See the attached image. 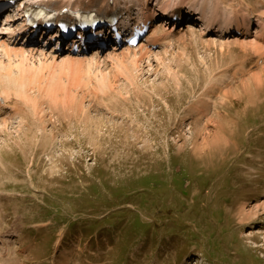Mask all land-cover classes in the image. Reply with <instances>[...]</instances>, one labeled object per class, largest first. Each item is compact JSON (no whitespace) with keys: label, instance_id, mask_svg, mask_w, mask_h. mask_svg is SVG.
I'll return each mask as SVG.
<instances>
[{"label":"rangeland","instance_id":"rangeland-1","mask_svg":"<svg viewBox=\"0 0 264 264\" xmlns=\"http://www.w3.org/2000/svg\"><path fill=\"white\" fill-rule=\"evenodd\" d=\"M224 1L264 15V0ZM197 29L178 25L148 63L23 61L38 85L62 82L56 103L0 58L14 107L0 115V264H264V46Z\"/></svg>","mask_w":264,"mask_h":264},{"label":"bare ground","instance_id":"bare-ground-1","mask_svg":"<svg viewBox=\"0 0 264 264\" xmlns=\"http://www.w3.org/2000/svg\"><path fill=\"white\" fill-rule=\"evenodd\" d=\"M19 1H18V3H20ZM25 1L29 5H34V4H38V3H45V2L52 4L55 8H57L59 13H61V12L68 13L69 11H72V10H75V11L86 10V9H90V8L94 7L96 9H98L99 12L103 13L105 16H109L111 14H114V12L126 10V18L128 17L130 21H134L135 19H137V21H138V18H141V19H143L144 23H146L148 21L150 23L149 35L144 40L147 43L141 44L137 48L129 49V48L114 47L113 49H110V50H109V48H107L105 51H97V50L92 51V49H91L87 52H92V53L73 54V53L69 52V49L64 50L62 53H55L56 49L54 50V48H53L55 46L54 44L51 45V47L53 49H51L50 51L45 50V47L50 45L49 42L52 40L51 37L46 42L47 45L42 43V45H43L42 47H39L36 44H33L35 41L28 43V40H25L24 42H21L20 40H22V35L24 34L23 32L25 30V27L20 25V22L16 18H12V17L7 18L4 23H0V58L1 57L6 58V59L11 58L17 62L18 67L16 64L15 71L12 69L13 72L18 73L15 77V79H16L15 82H20L19 85H22V86H23L24 82L25 83L27 82V85H28V83L31 84L30 90H33L32 85L37 84L35 82L37 78L34 79V78L30 77L27 79V76H29L30 73L27 72L28 68H27V66L26 67L24 66L23 61L25 62V61H28L29 59L36 57V59L38 58V59L42 60L43 62L48 61L49 62V64L47 63L48 65H50V63L54 64V70H56L55 68H58L57 64H56L57 67H55V63H57V62L58 63L59 62L60 63H66V67H67V63L77 64L78 66H81V65L85 64V61L86 62L87 61H91V62L94 61V63L97 65V62L99 64V61L101 59H103L107 62V61L113 60L115 58L118 59L119 57H121V58L124 57L126 59V56L127 57L132 56L131 58L134 61L137 59L143 60L144 57H146L145 61L146 60L149 61L150 57H153V56L156 57V55L152 54L153 48H155V47L170 48L171 47V45L175 39L176 33H177L176 32L177 25H175L176 22H174L173 19L177 18L178 20L183 22L185 19L190 18L192 15V12H195V11H198V13H197L198 16L196 17L195 20L200 25L198 32H199L201 37L207 38L208 40H216L217 39L220 42H224V43H226L227 41H229L231 39H236V42H240V43L249 41L248 43H250V45L259 52H262L261 50H263V46H264V21H263L264 15L255 16V15H253V11H251V12L248 11L246 14L240 15L241 16L240 17L239 14L232 11L231 8H224L225 4H226V2L224 0H193V2H191V0H25ZM157 10L160 12V14L158 13ZM133 11H137V12L134 14ZM18 14H20V12ZM139 15H141V16L139 17ZM109 18H113V17L109 16ZM187 23H189V22H187ZM186 27H190V25L187 24ZM254 27L256 28V30L254 32H252ZM231 28H235L236 32L234 34L230 33L227 35V32L229 30H231ZM4 37H6V38H4ZM251 41H253V42H251ZM216 43H218V42H216ZM238 45H240V44H238ZM244 45H243V47H244ZM252 53H254V52H252ZM89 54H91V55L89 56L90 58L88 60L86 57ZM80 58H84V59H80ZM18 61H21V62H18ZM124 61H126V60H121V62H123L125 64V65L123 64L122 67L126 66V63ZM92 63H91V65H92ZM100 64H102V63H100ZM26 65H28V64H26ZM41 65L42 64H40L38 66H41ZM102 65H104V64H102ZM84 66L85 67L83 69L86 68V64ZM88 66L90 68V64ZM105 66H107V65H105ZM114 66H116V69L118 68L116 64ZM74 67H72V68H74ZM81 67H83V66H81ZM32 68H33V66H32ZM43 69L44 68H42V70ZM79 69H78V72H79ZM108 69H109V67H108ZM114 69H115V67H114ZM119 69H120V67H119ZM44 71H45V69H44ZM46 71H48V70H46ZM81 71L82 70H80V72ZM131 71H132V69H131ZM63 72H65V71H63ZM107 72H108V70H107ZM136 72H137V70H136ZM127 73L129 74V72H127ZM50 74H52V73H50ZM55 74H56V72H55ZM84 74L82 76H86V74L85 75ZM95 74H98V73H96V71H95ZM105 74H106V72H105ZM137 74H139V73H137ZM110 75H111V73H110ZM12 76H13V74H11L9 69H7L6 65L2 64V62L0 60V77L1 78H11ZM38 76H39V74H38ZM94 76H96V75H94ZM126 76H125V80H126ZM32 77H34V76H32ZM36 77H37V75H36ZM55 77L57 78V76H55ZM87 77H89V76H87ZM87 77H86V80L89 79ZM132 77H131V80L133 81ZM73 78H75V77H73ZM111 78H113V77H111ZM64 79H65V77H64ZM106 79H107V77H106ZM0 80H2V79H0ZM80 80L82 81V79H80ZM97 80L98 79H96L95 82ZM99 80L101 82V79H99ZM73 81H74V79L72 80V82ZM77 81L79 82V78ZM109 81H105V82H109ZM87 82H89V81H86V85H87ZM102 82H103V79H102ZM124 83H126V82H124ZM60 84H62L61 81L58 80L57 82H55V78L53 76H50L46 80H43V82L41 84H39V85L37 84V87L39 86L40 90L43 92V95L45 94L44 97L45 96L48 98L52 97V98H50L52 100V99H54L53 98L54 93H57V92H55L56 91L55 89L59 88ZM95 84H97V82ZM79 86H81V85H79ZM107 86H110V85L107 84ZM111 86H113V85H111ZM76 87H77V85H76ZM81 87H83V86H81ZM99 87H101V86L99 85ZM103 87L105 89V86H103ZM27 88H25L28 90V91L27 90L26 91L31 92L29 90V86ZM108 88H109V90L111 89L110 87H107V89ZM36 89H38V88H36ZM77 89H79V88H77ZM57 90L59 93L60 92L59 89H57ZM99 90L101 91V88ZM37 91L39 92V89ZM94 91H96V90H94ZM110 91H112V90H110ZM42 92H41V94H42ZM70 92H71V90H70ZM62 93H63V91H62ZM106 93H109V91ZM16 94H14V97L19 95V93L17 95ZM34 94H35V92H34ZM8 95L10 96V93ZM106 95H108V94H106ZM22 96H23V94H22ZM65 96L66 95H64V97ZM75 96H76V94H75ZM83 96H85V95H82V97ZM20 97H21V95H20ZM25 98H26V102H27V97H24V100H25ZM21 99L22 98H20V100ZM6 100H8V99L6 98ZM78 100H79V98H78ZM18 101H19V99H18ZM31 102H32V100H31ZM52 102H53V100H52ZM53 103H56V102H53ZM57 103H58V101H57ZM53 105L55 106V104H53ZM80 105H81V103H80ZM25 107H26V105H25ZM55 107H57V106H55ZM12 108L14 109L12 103L10 105L8 102L3 101L0 98V115H2V114H5V116L11 115L12 113L11 112L9 113L8 111H10V109H12ZM34 119H35V117H34ZM37 120H38V118H37ZM1 241L2 240L0 238V243H1Z\"/></svg>","mask_w":264,"mask_h":264}]
</instances>
